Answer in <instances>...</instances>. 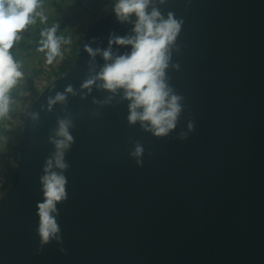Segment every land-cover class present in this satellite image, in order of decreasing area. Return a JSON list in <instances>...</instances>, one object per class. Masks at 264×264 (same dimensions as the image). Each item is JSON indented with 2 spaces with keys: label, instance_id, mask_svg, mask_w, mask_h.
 <instances>
[{
  "label": "water",
  "instance_id": "obj_1",
  "mask_svg": "<svg viewBox=\"0 0 264 264\" xmlns=\"http://www.w3.org/2000/svg\"><path fill=\"white\" fill-rule=\"evenodd\" d=\"M157 6L184 21L166 70L184 97L177 127L155 136L128 123L121 92L98 80L84 86L106 62L85 46L103 50L111 35L131 32L112 11L95 20L74 66L27 111L14 180L0 198V264H264V0ZM61 120L73 136L61 239L42 246L39 178ZM137 143L141 163L130 154Z\"/></svg>",
  "mask_w": 264,
  "mask_h": 264
},
{
  "label": "clouds",
  "instance_id": "obj_2",
  "mask_svg": "<svg viewBox=\"0 0 264 264\" xmlns=\"http://www.w3.org/2000/svg\"><path fill=\"white\" fill-rule=\"evenodd\" d=\"M164 2L159 0L160 4ZM39 8V0H0V116L8 113L9 92L24 76L10 49L20 39L19 33L33 24L37 16L42 22L47 21L48 17L38 11ZM112 13L118 21L129 22L131 32L124 36L111 35L109 47L103 50L85 46L93 57L100 53L106 62L84 86L98 80L99 87L110 93L121 92L122 99L128 101L129 124L139 122L143 129L153 135L167 136L177 127L184 107V97L168 83L166 73L184 21L171 11L167 15L162 13L157 0H114ZM58 28L59 23L56 22L40 32L38 51L45 52L47 64L62 57L61 42L70 43L69 38L57 35ZM113 43L130 48L115 54L111 48ZM172 66L178 67L175 64ZM68 91H72L71 86ZM63 99L64 96L59 93L55 97V100ZM187 129L193 130L191 121ZM56 136L61 138H50L55 152L46 159L43 175L39 178L41 198L36 203V233L42 246L53 239H61L57 205L67 199V178L63 170L68 165L64 155L73 140L67 121L59 122ZM180 136L186 137L187 132H181ZM143 150V146L137 143L130 153L138 158L137 163H141L139 157Z\"/></svg>",
  "mask_w": 264,
  "mask_h": 264
},
{
  "label": "rangeland",
  "instance_id": "obj_3",
  "mask_svg": "<svg viewBox=\"0 0 264 264\" xmlns=\"http://www.w3.org/2000/svg\"><path fill=\"white\" fill-rule=\"evenodd\" d=\"M113 2L114 0H84V7H82L77 0H47L41 6L42 10H38L43 13L46 12L47 14L45 15L48 17L47 21H40L41 28H47L51 26L52 23L58 22L61 27H65L66 31L69 32L70 45L61 42V52L63 55L62 57H57L52 64L46 63L45 52L38 51L37 45L32 47L30 53L21 51V53H23V57L21 56L23 64L21 65L22 67H25L23 69H27L28 75L24 74L9 92L10 106L6 115H8V117L18 115L13 118L12 125H10L9 122H6L7 119H4L6 118V115L0 116L1 162L8 159L14 163L17 156V148L14 145H17L19 142L21 122L23 121L30 105L42 91L43 87L47 86L58 76L70 70V66L75 62V59H77L78 55L76 53V46L83 33L82 30L76 29L77 24L81 21H86V24L91 23L102 15L112 11ZM64 22L67 24L66 26H64ZM75 23L77 24L75 25ZM21 40L16 41L15 43L21 44ZM25 41L27 42V39H25ZM28 46L30 49L31 46L29 43ZM41 60L43 61L40 62ZM24 72L25 71H23V73ZM17 88H20V90L15 95V89ZM7 125L10 127L7 128ZM7 131H9L8 134L6 133ZM10 146H12L14 150L12 148L10 149ZM8 167H10L8 170L4 167H0V198L3 189L13 178L15 166L13 167L10 165Z\"/></svg>",
  "mask_w": 264,
  "mask_h": 264
},
{
  "label": "trees",
  "instance_id": "obj_4",
  "mask_svg": "<svg viewBox=\"0 0 264 264\" xmlns=\"http://www.w3.org/2000/svg\"><path fill=\"white\" fill-rule=\"evenodd\" d=\"M45 1H47V0H39V3H40V8L38 9V10H42V5L44 4V2ZM68 1V0H67ZM78 2H80V5L82 6V7H84L83 6V1L84 0H77ZM99 8V7H98ZM44 14H47L46 12H44ZM40 18H39V16H37L36 17V20H35V22L33 23L34 25H28L27 26V28L26 29H24L23 31H21L20 33H19V36H20V39H18L17 41H19V40H21V39H24V40H21V44H17V43H14V45H13V47H12V49H10V51H11V54L13 55V57H14V59L15 60H17L18 62H19V64H20V68L23 70V71H25L24 72V74L25 75H28V71H27V69H23V68H25V67H22V65L21 64H23V62H22V55H23V53H21V51H23V52H25V53H30V51L32 50V47H34V46H39V44H40V41H41V36H40V32H41V30L42 29H44V28H41V26H40ZM94 22V21H93ZM93 22H91V23H88V24H86V21H81L79 24H77V23H75V25L77 24V26H76V29H80V30H82L83 31V33H82V35H81V37H80V40H79V43L77 44V46H76V53H77V55H78V48H79V45H80V42H81V40H82V38H83V36H84V34H85V32H86V30L90 27V25L93 23ZM67 24L64 22V26H66ZM57 35H60V36H64V37H67V38H70V34H69V32H67L66 31V29H65V27L63 28V27H61V25L59 24V28H58V31H57ZM25 39H27V42L25 41ZM28 43L30 44V49H29V46H28ZM63 43V42H62ZM67 45H70V43H67ZM29 49V50H28ZM27 50V51H26ZM46 51V50H45ZM22 56V57H21ZM43 60H41L40 62H42ZM75 62H76V59H75ZM75 62L70 66V68L69 69H71L73 66H74V64H75ZM46 87V86H45ZM45 87H43V89L45 88ZM42 89V90H43ZM20 90V88H17V89H15V92L16 93H14L15 95L18 93V91ZM27 114V113H26ZM26 114H25V116H24V118H23V121L21 122V134H20V138H19V142L17 143V145H14L16 148H17V152H16V154H17V156H16V158H15V160H14V163H12L10 160H3L2 162L0 161V167L1 168H5V169H9L10 167H8V166H10V165H12L13 167H14V172H13V178L10 180V182H9V184H7L6 186H5V188L3 189V191H2V194L1 195H3V193H4V191L6 190V188H8L11 184H12V182H13V180H14V175H15V171H16V167H17V161H18V156H19V147H20V140H21V137H22V130H23V124H24V120H25V117H26ZM18 115H14V117L13 116H11V117H8V115H6L5 117L6 118H4V119H7V121L6 122H9V124L10 125H12V121L14 120L13 118H15V117H17ZM8 124V125H9ZM8 125L6 126L7 128H9L8 127ZM6 131V130H5ZM8 132L9 131H7L6 133L8 134ZM5 133V132H4ZM12 148V146H10V149ZM7 149V148H6ZM13 149V148H12ZM14 150V149H13ZM10 151V150H9ZM8 151V152H9ZM14 164V165H13ZM2 197V196H1Z\"/></svg>",
  "mask_w": 264,
  "mask_h": 264
}]
</instances>
